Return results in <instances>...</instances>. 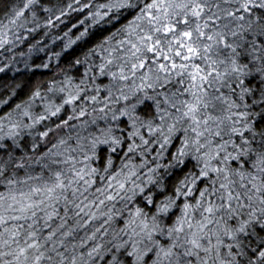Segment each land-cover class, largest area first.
I'll return each instance as SVG.
<instances>
[{"label":"snow or ice","instance_id":"1","mask_svg":"<svg viewBox=\"0 0 264 264\" xmlns=\"http://www.w3.org/2000/svg\"><path fill=\"white\" fill-rule=\"evenodd\" d=\"M70 12L78 82L0 114V264H264V0H9L0 55Z\"/></svg>","mask_w":264,"mask_h":264},{"label":"trees","instance_id":"2","mask_svg":"<svg viewBox=\"0 0 264 264\" xmlns=\"http://www.w3.org/2000/svg\"><path fill=\"white\" fill-rule=\"evenodd\" d=\"M42 2L49 7H66L71 0H42ZM8 3L9 0H0V20L4 19V12ZM39 15L41 16V23H43L47 14L40 12ZM83 16L84 13L70 12L69 16L62 17L64 23H60L58 27L40 28L30 35L27 41L20 44L14 52H3V55H0V67L5 64L9 65L4 72H0V101L11 96L7 105L0 106V114L11 110L15 104L27 100L36 87L39 86L46 91L51 80H63L65 74L73 76L75 82H78L84 71V65H74V61L77 58L82 59L91 44L85 45L83 42H78L71 48L65 49L64 46L69 37L75 39L82 28L72 29L69 37H65L64 33L71 28L72 24L83 19ZM31 26L29 25V27ZM56 37L62 39H55L53 42ZM38 41L40 43H37ZM30 45L35 46L31 52L29 51ZM41 48L44 50L40 51ZM56 53H60V56L57 57ZM45 64H48L49 67H43ZM57 102L59 101L57 100ZM37 110H41L39 102Z\"/></svg>","mask_w":264,"mask_h":264}]
</instances>
